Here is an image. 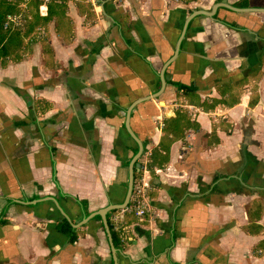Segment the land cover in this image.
I'll return each mask as SVG.
<instances>
[{
  "label": "crops",
  "instance_id": "1",
  "mask_svg": "<svg viewBox=\"0 0 264 264\" xmlns=\"http://www.w3.org/2000/svg\"><path fill=\"white\" fill-rule=\"evenodd\" d=\"M85 3L0 66V264H264V0Z\"/></svg>",
  "mask_w": 264,
  "mask_h": 264
},
{
  "label": "trees",
  "instance_id": "2",
  "mask_svg": "<svg viewBox=\"0 0 264 264\" xmlns=\"http://www.w3.org/2000/svg\"><path fill=\"white\" fill-rule=\"evenodd\" d=\"M68 1L51 0L46 5V15L42 16L39 11L42 0H0V66L5 67L9 62L17 63L21 61L31 50L32 44L37 42L45 44L48 38L47 28L51 24L58 36L63 37L66 31L65 35L71 37L72 24L69 16H67V11L69 10ZM74 2L78 6L81 5L88 8L85 0H74ZM215 19H217L216 16ZM152 159L151 155L143 165L141 164V170L134 175V180L143 176L144 172L151 171L152 164L149 160L152 161ZM53 181L58 187L54 172ZM78 204L84 215L88 216L87 203L85 201H78ZM118 212L120 210H113L107 214V221L114 246L120 245L121 241H123V235L114 230V223H112L113 214ZM4 214L5 210L0 215V225L7 224L6 221L1 219ZM93 219L101 220L98 215L94 216ZM55 229L57 232L67 236L70 242H74L78 238L71 224L65 219H62Z\"/></svg>",
  "mask_w": 264,
  "mask_h": 264
},
{
  "label": "built area",
  "instance_id": "3",
  "mask_svg": "<svg viewBox=\"0 0 264 264\" xmlns=\"http://www.w3.org/2000/svg\"><path fill=\"white\" fill-rule=\"evenodd\" d=\"M51 0H42V5L39 8L40 14L42 16L46 15L47 12V3ZM10 19V17H8ZM148 156V154H147ZM147 184L140 180L135 183L132 187V195L130 197V202H128L127 206L124 209H121V212L124 214H133L139 222L144 221V218L149 212V202L147 199Z\"/></svg>",
  "mask_w": 264,
  "mask_h": 264
},
{
  "label": "water",
  "instance_id": "4",
  "mask_svg": "<svg viewBox=\"0 0 264 264\" xmlns=\"http://www.w3.org/2000/svg\"><path fill=\"white\" fill-rule=\"evenodd\" d=\"M134 176V173H133V170H131V174H130V181H129V189H128V195H127V200H126V203L123 205V206H121V207H107V208H104V209H102V210H99V211H97L96 213H93V215H91V217L92 216H96V215H98V216H100L101 217V219H102V222H103V225H104V228H105V230H106V233H107V235L109 236V240H110V243H111V247H112V251H113V254L115 255V250H114V248H113V244H112V242H111V234H110V231H109V227H108V224H107V219H106V215L109 213V212H111V211H113V210H119V209H124V207H126L127 206V204H128V201H129V199H130V195H131V191H132V187H133V177Z\"/></svg>",
  "mask_w": 264,
  "mask_h": 264
}]
</instances>
